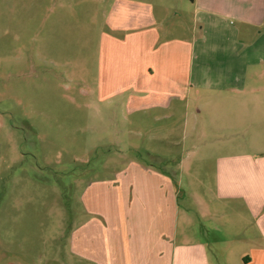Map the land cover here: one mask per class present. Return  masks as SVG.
Returning <instances> with one entry per match:
<instances>
[{
    "label": "rangeland",
    "instance_id": "rangeland-1",
    "mask_svg": "<svg viewBox=\"0 0 264 264\" xmlns=\"http://www.w3.org/2000/svg\"><path fill=\"white\" fill-rule=\"evenodd\" d=\"M116 1L0 0L3 250L23 242L17 227L20 220H30L26 250L32 255L42 253L45 259L64 257L59 252L67 250L64 237L55 241L54 236L68 235L77 219L76 182L80 176L112 173L120 164L137 161L175 170L184 189V183L190 181L208 185L210 178L189 175L212 168V162L203 159L210 156L207 150L216 147L201 138L203 132L206 139L213 136L205 126V115L194 117L203 102L186 97L185 91L189 65L184 43L200 32L194 7L189 0L159 1L154 7L158 34L152 48L140 49L130 45L138 34L132 22L128 33L114 29V21L123 11L115 8ZM124 6L129 20L137 18L136 4ZM229 23L245 26L237 19ZM102 33L108 37L102 39L109 45L107 59L106 51L100 50ZM172 39L178 42L167 48L168 53L164 48L156 50L157 44ZM174 48L177 54L170 53ZM150 53L153 62L160 57L165 60L163 74L157 70L153 80L134 76L148 65ZM158 88H169L180 98L164 111L127 110L131 93L142 96ZM140 122L149 127L137 128ZM193 151L196 154L191 156ZM11 220L18 223L12 243ZM211 255L218 264V253L212 251Z\"/></svg>",
    "mask_w": 264,
    "mask_h": 264
},
{
    "label": "crops",
    "instance_id": "crops-1",
    "mask_svg": "<svg viewBox=\"0 0 264 264\" xmlns=\"http://www.w3.org/2000/svg\"><path fill=\"white\" fill-rule=\"evenodd\" d=\"M159 1H116L115 8L123 11L114 29L128 33L132 22L138 34L130 45L152 48L159 25L154 7ZM190 3L200 32L184 43L189 65L186 97L203 102L194 117L205 115L213 136L206 139L203 132L201 138L216 147L203 159L212 162V168L189 175L210 178L207 187L205 181L201 186L198 180L182 181L184 189L175 170L137 161L120 164L112 173L80 176L77 219L68 235L54 236L55 241L64 237L67 250L59 252L65 256L45 259L42 253L30 254V220H20L19 225L11 220L10 242L17 225L23 242L9 250L0 248V264H214L212 251L220 257L218 264H264V0ZM124 4L137 5L133 21L123 13L128 12ZM230 19L245 26L234 27ZM105 37L102 33L101 52L109 47L102 43ZM176 40H165L156 50L168 53ZM175 49L170 53L177 54ZM105 55L107 59V51ZM153 59L150 53L148 65L133 75L153 80L157 70L162 73L165 60ZM130 95L126 108L138 113L164 111L180 98L169 88ZM147 127L145 122L137 124L139 129ZM190 157L186 160L192 162Z\"/></svg>",
    "mask_w": 264,
    "mask_h": 264
},
{
    "label": "trees",
    "instance_id": "trees-1",
    "mask_svg": "<svg viewBox=\"0 0 264 264\" xmlns=\"http://www.w3.org/2000/svg\"><path fill=\"white\" fill-rule=\"evenodd\" d=\"M191 2H194V0H190Z\"/></svg>",
    "mask_w": 264,
    "mask_h": 264
}]
</instances>
